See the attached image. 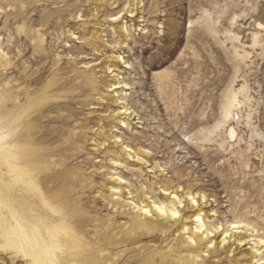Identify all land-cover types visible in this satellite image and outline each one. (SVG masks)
Wrapping results in <instances>:
<instances>
[{
	"label": "rangeland",
	"instance_id": "1",
	"mask_svg": "<svg viewBox=\"0 0 264 264\" xmlns=\"http://www.w3.org/2000/svg\"><path fill=\"white\" fill-rule=\"evenodd\" d=\"M23 25L37 38L19 34ZM0 47L23 75L47 67L36 93L58 83L51 96L63 105L44 112L43 122L53 120L42 126L79 141L68 166L90 207L81 213L87 241L106 264H147L152 252L188 264L183 225L195 228L186 218L198 210L228 238L251 236L218 264L264 261V0H0ZM228 98L233 143L227 127L211 136L221 121L198 122L223 113ZM187 187L209 196L196 211H184ZM148 203L175 206L185 219L148 232L140 211ZM237 218L250 226L233 229ZM135 221L141 228L130 233ZM22 263L0 255V264Z\"/></svg>",
	"mask_w": 264,
	"mask_h": 264
},
{
	"label": "bare ground",
	"instance_id": "2",
	"mask_svg": "<svg viewBox=\"0 0 264 264\" xmlns=\"http://www.w3.org/2000/svg\"><path fill=\"white\" fill-rule=\"evenodd\" d=\"M120 29L124 32V27ZM18 33H28L31 40L36 37L35 32L25 25L18 28ZM44 37L45 34L41 32L39 43H44ZM9 52L11 49L6 53L0 47V255L22 264H106L101 254L103 248L99 245L96 248L87 241L86 219L81 213L89 211L90 207L85 195L77 193L80 190L76 181L78 170L68 166L70 158L67 153L77 149L79 141L65 137L64 131L42 126L53 120L48 117L43 122L42 114L63 105L59 101L60 96H51V89L58 83L55 79L36 93L34 87L49 72L47 67H42L31 76L23 75L9 58ZM25 54L20 51L17 57L22 60ZM46 56L41 49L35 61L44 62ZM11 74L19 75L25 87L14 79L5 80ZM233 102L228 98L223 113L198 120L200 124L221 121L222 124L216 127L211 136L219 135V130L227 127L230 143L238 140L237 129L232 126ZM210 138H206V141H211ZM187 189L184 211H196L203 206L199 202L206 201L209 196L201 188ZM76 193L79 197L74 200ZM140 211L149 224L145 225L148 232L165 233L185 219L179 209L164 203H148ZM198 211L186 218L196 224L195 228L186 229L183 225V231L187 230L189 234L184 239L190 250L186 257L188 264H202L197 260L191 263L190 257L198 259L207 256L217 258L216 263L209 261V264H218L225 257L235 254L242 248L243 242L251 237L246 233L234 232L228 238L224 236L228 231H220L221 226H207L202 219L203 210ZM245 224V218H237L231 226L240 229ZM140 228V222H132L129 232L135 233ZM156 256H160L164 264L169 263L170 256L159 252L148 255L146 263H154ZM256 256L257 251H254L253 257ZM261 261L250 260V264H264Z\"/></svg>",
	"mask_w": 264,
	"mask_h": 264
}]
</instances>
